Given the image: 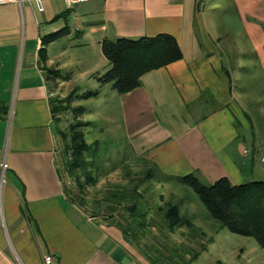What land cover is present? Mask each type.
Here are the masks:
<instances>
[{
	"label": "crops",
	"instance_id": "crops-1",
	"mask_svg": "<svg viewBox=\"0 0 264 264\" xmlns=\"http://www.w3.org/2000/svg\"><path fill=\"white\" fill-rule=\"evenodd\" d=\"M42 3L43 10L38 0L0 4V264H47V255L50 264H149L119 225L66 192L42 57L68 73L59 85L93 91L84 90L73 62L87 63L82 73L107 88L99 80L111 66L105 38L173 34L183 57L144 73L129 92L111 83L117 103L108 115L126 126L130 149L165 173L242 183L264 171L258 147H245L256 142L252 114L264 110V86L250 80L264 72V0Z\"/></svg>",
	"mask_w": 264,
	"mask_h": 264
},
{
	"label": "rangeland",
	"instance_id": "rangeland-1",
	"mask_svg": "<svg viewBox=\"0 0 264 264\" xmlns=\"http://www.w3.org/2000/svg\"><path fill=\"white\" fill-rule=\"evenodd\" d=\"M80 38L74 32L72 40ZM43 56L54 103L60 168L70 197L89 212L119 225L149 264H215L218 260V264H264V247L255 237L221 228L191 187L130 149L126 126L118 115H108L117 103L111 96V83L101 89L98 82L82 73L88 64L72 57L73 69L84 75L79 79L84 90L102 91L87 99L82 96L87 91L80 93L75 82L59 85L68 73ZM250 80L255 86H264V72H254ZM252 115L256 142L245 147L248 151L258 147L260 160L264 156V110ZM77 144L86 146L85 170L70 167L76 160ZM201 179L206 184L216 180ZM253 180H264V171L247 173L242 182ZM168 203L180 205L184 223L171 226L167 222L164 209ZM196 252L200 255L191 261Z\"/></svg>",
	"mask_w": 264,
	"mask_h": 264
},
{
	"label": "trees",
	"instance_id": "trees-1",
	"mask_svg": "<svg viewBox=\"0 0 264 264\" xmlns=\"http://www.w3.org/2000/svg\"><path fill=\"white\" fill-rule=\"evenodd\" d=\"M66 32L68 27L49 33L43 37V42L47 44ZM103 51L111 66L99 76V80L101 84L112 83L118 93H126L140 86L144 73L183 57L179 41L171 33L138 38H105ZM99 93L100 90L96 89L87 91L82 96L88 98ZM52 105L55 114L53 102ZM85 148L83 145H75L76 160L70 163L72 169L87 168ZM177 178L195 191L221 228L226 227L233 232L255 237L264 247V180L234 183L229 177L223 176L211 184H206L194 172L179 175ZM164 211L171 226L185 222L178 203H168ZM199 255L200 252H196L191 261Z\"/></svg>",
	"mask_w": 264,
	"mask_h": 264
},
{
	"label": "built area",
	"instance_id": "built-area-1",
	"mask_svg": "<svg viewBox=\"0 0 264 264\" xmlns=\"http://www.w3.org/2000/svg\"><path fill=\"white\" fill-rule=\"evenodd\" d=\"M7 1H8V0H0V4H1V3H4V2H7ZM14 1H19V2H21V0H14ZM77 1H81V0H71V2H77ZM38 3H39V7H40V9L43 10V9H44V6H43V3H42V0H38ZM6 166H7V163L4 162V163H3V167H6ZM52 261H53V257H52V255H47L46 258H45V262H46L47 264H50V263H52Z\"/></svg>",
	"mask_w": 264,
	"mask_h": 264
}]
</instances>
